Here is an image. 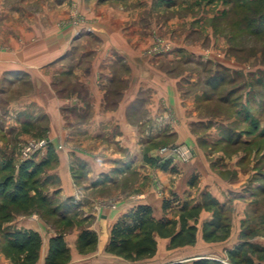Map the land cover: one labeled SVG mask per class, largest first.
Here are the masks:
<instances>
[{
	"label": "crops",
	"instance_id": "obj_1",
	"mask_svg": "<svg viewBox=\"0 0 264 264\" xmlns=\"http://www.w3.org/2000/svg\"><path fill=\"white\" fill-rule=\"evenodd\" d=\"M25 1L0 0V82L22 86L30 82V86L9 92L1 85L0 93H22L10 103L22 126L39 121L47 111L48 145L57 156L54 167L45 171L47 191L57 193L60 201L77 203L79 222L98 236L93 249L80 252L74 245L82 228L72 236L64 235L70 251L66 264H130L131 260L106 251L111 229L121 216L144 204L151 207L155 219L177 220L179 230L181 205L202 204L205 194L227 208L229 232L219 231L215 239L205 240L203 227L213 218V209L201 208L196 218L189 219L196 226L193 244L171 248L169 237L155 233L156 252L142 260L146 264L222 261L239 249L243 259L252 261L248 264H264V165L258 169L242 154L211 160L212 155L199 153L191 125L195 120L192 93H179L166 74L127 42L130 29L124 31L113 19L107 25L99 20L92 24V32L75 37L70 27L57 28L52 20H46L48 27L41 25L40 13L26 9ZM52 2L66 4L67 0ZM42 14L54 17L49 9ZM18 16L33 20L18 26L11 20ZM22 33L30 40L24 45L23 38L16 36ZM40 33L48 36L35 38ZM67 76L75 82L69 89L59 85ZM57 93L69 97H56ZM205 140L204 145L213 142ZM163 145L190 146L193 157L187 162L159 161L157 149ZM152 158L157 162L147 161ZM72 167L84 168L78 185ZM105 199H113L114 206L99 210L98 203ZM165 200L170 201L167 209ZM30 218L10 222V231H37L42 246L36 264H44L49 240L59 232L39 216ZM5 260L0 255V261Z\"/></svg>",
	"mask_w": 264,
	"mask_h": 264
},
{
	"label": "rangeland",
	"instance_id": "obj_2",
	"mask_svg": "<svg viewBox=\"0 0 264 264\" xmlns=\"http://www.w3.org/2000/svg\"><path fill=\"white\" fill-rule=\"evenodd\" d=\"M61 4H53L52 0L24 2L26 9L40 13L38 21L41 25L48 27L46 20H52L57 28L70 27L75 37L82 32H92V24L99 20V23L107 25L113 19L124 31L130 29L126 34L127 42L140 51L146 61H152L158 71L166 74L179 93H192L195 120L191 125L199 140V153L203 151L212 155L211 160L218 156L231 158L242 154V159L248 164L254 163L258 169L262 168L264 17L261 16L264 14L256 12L251 0H67L66 4ZM45 9H49L54 17H43ZM11 20L20 26L33 19L18 16ZM34 20V24L37 23V19ZM16 36L23 38L22 45L30 42L27 34ZM46 36V33L35 34L37 39ZM71 79L62 77L59 85H68L69 89L70 85H75ZM24 85L30 86V82ZM0 86L9 92L27 88L2 82ZM20 94L0 93V167L10 162L18 167L26 159L39 161L48 150L47 111L44 110L41 119L33 120L25 130V123L23 126L19 124L15 112L10 111L14 95ZM61 96L69 97L68 93L56 94V97ZM216 137H220L216 140L218 142L214 141ZM222 138L232 143H223ZM205 139H213V142L204 145ZM233 142L238 143L234 145ZM181 146L192 150L191 155L182 161L191 160L193 148ZM52 167L54 164L46 169ZM44 175L41 177L45 181ZM73 181L78 185L79 180ZM47 189V184H43V193L56 199L57 204L63 207L66 204L72 215L61 220L55 215L33 210L27 214L18 213L10 221L0 220V255L6 259L0 264H13L1 250L5 244L3 232L10 231V222L39 216L54 232L64 231V235L70 236L87 226L79 222L77 203H71L69 199L60 201L57 193H50ZM75 199L79 200V195ZM97 206L99 210L113 207L114 201L105 199ZM68 245H71V240H68ZM74 248L80 251L78 244ZM145 262L141 259L130 264ZM222 262L233 264L230 258L222 259Z\"/></svg>",
	"mask_w": 264,
	"mask_h": 264
},
{
	"label": "trees",
	"instance_id": "obj_3",
	"mask_svg": "<svg viewBox=\"0 0 264 264\" xmlns=\"http://www.w3.org/2000/svg\"><path fill=\"white\" fill-rule=\"evenodd\" d=\"M256 12L264 14V0H251ZM262 18L264 17L261 16ZM262 20H260L261 22ZM31 122L25 123V130L31 126ZM156 163V159H147ZM168 161V160H167ZM165 161V162H167ZM57 156L48 145L46 159L35 161L26 159L15 167L11 162L0 167V220L10 221L18 213H31L33 210L45 214L55 215L61 220L68 219L72 210L68 206L57 204L56 199L49 198L43 193L42 187L45 181L41 175L46 168L56 164ZM162 164L163 168L167 163ZM74 180L78 181L84 174L83 167H72ZM170 201L165 200V209L169 208ZM201 208L213 209V218L203 227L205 240H213L219 231L225 234L229 232L230 218L227 208L221 205L215 198L204 195L202 204L190 205L184 203L179 209V230H176L177 220L155 219L152 209L148 205H137L129 212L121 216L113 225L106 251L122 256L125 259L136 261L153 256L156 252L157 242L154 234L161 237H169V247L193 244L196 240V226L189 224V219L196 218ZM76 213L73 214L75 216ZM64 231L59 232L49 240L48 253L44 264H66L70 260V251L64 240ZM5 244L1 250L13 264H36L39 259V251L42 246L41 235L33 229H16L4 231ZM97 234L87 228H82L78 236L77 244L80 252L91 250L97 244ZM239 249L229 253L233 264H248L250 260L243 259ZM185 264V263H171ZM193 264H225L219 260L198 259Z\"/></svg>",
	"mask_w": 264,
	"mask_h": 264
},
{
	"label": "built area",
	"instance_id": "obj_4",
	"mask_svg": "<svg viewBox=\"0 0 264 264\" xmlns=\"http://www.w3.org/2000/svg\"><path fill=\"white\" fill-rule=\"evenodd\" d=\"M191 149L181 145L160 146L157 149V157L159 161L167 160H185L191 155Z\"/></svg>",
	"mask_w": 264,
	"mask_h": 264
}]
</instances>
